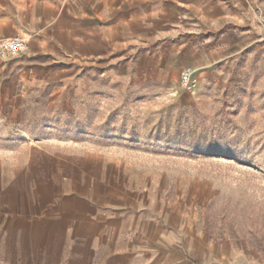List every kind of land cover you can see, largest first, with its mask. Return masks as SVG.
I'll list each match as a JSON object with an SVG mask.
<instances>
[{
	"label": "crops",
	"instance_id": "1",
	"mask_svg": "<svg viewBox=\"0 0 264 264\" xmlns=\"http://www.w3.org/2000/svg\"><path fill=\"white\" fill-rule=\"evenodd\" d=\"M260 1L0 0V41L27 42L22 54L0 58V93L91 70L121 81L160 80L174 68L211 76L254 38ZM41 160L0 157L1 239L37 241L53 264L185 263L173 251L181 242L188 251L189 239L154 175L92 152Z\"/></svg>",
	"mask_w": 264,
	"mask_h": 264
},
{
	"label": "rangeland",
	"instance_id": "2",
	"mask_svg": "<svg viewBox=\"0 0 264 264\" xmlns=\"http://www.w3.org/2000/svg\"><path fill=\"white\" fill-rule=\"evenodd\" d=\"M251 12L250 44L211 76L191 68L192 93L176 68L160 80L91 70L1 92L0 157L32 165L43 154L118 158L154 175L158 198L189 239L190 254L182 242L173 251L183 264H264V2ZM37 245L0 238V264H53Z\"/></svg>",
	"mask_w": 264,
	"mask_h": 264
},
{
	"label": "built area",
	"instance_id": "3",
	"mask_svg": "<svg viewBox=\"0 0 264 264\" xmlns=\"http://www.w3.org/2000/svg\"><path fill=\"white\" fill-rule=\"evenodd\" d=\"M27 50V42L21 36L6 38L0 41V58H8L22 54ZM180 85L185 92L192 93L196 88V79L187 68L180 72Z\"/></svg>",
	"mask_w": 264,
	"mask_h": 264
}]
</instances>
